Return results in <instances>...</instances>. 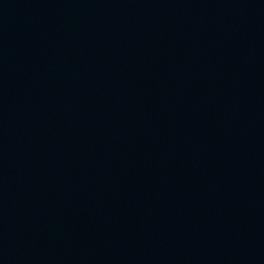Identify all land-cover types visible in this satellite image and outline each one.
Listing matches in <instances>:
<instances>
[{
	"label": "water",
	"instance_id": "obj_1",
	"mask_svg": "<svg viewBox=\"0 0 264 264\" xmlns=\"http://www.w3.org/2000/svg\"><path fill=\"white\" fill-rule=\"evenodd\" d=\"M8 102L4 39L0 11V264L5 261L8 212Z\"/></svg>",
	"mask_w": 264,
	"mask_h": 264
}]
</instances>
